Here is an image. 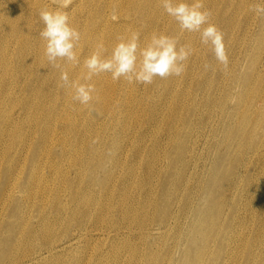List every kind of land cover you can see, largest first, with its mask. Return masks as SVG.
Segmentation results:
<instances>
[{"label": "bare ground", "instance_id": "bare-ground-1", "mask_svg": "<svg viewBox=\"0 0 264 264\" xmlns=\"http://www.w3.org/2000/svg\"><path fill=\"white\" fill-rule=\"evenodd\" d=\"M92 1L80 0V8L82 6L81 9L87 8ZM114 3L116 10L119 11L115 18L106 12H101L99 18L91 24L92 28L94 26L91 32L103 33V36L109 37L107 46L121 34L119 30L112 31L113 27L117 24L121 25L128 17L137 19L142 27L151 23L156 24L154 32H159L160 27L164 28L161 19L153 17L151 13L154 9V0H118L117 2L114 0ZM10 10L7 8V11ZM1 15L2 13H0V25L4 30L10 24L11 17ZM261 19V23L264 24V17L256 16L250 22L249 28L257 25ZM142 27L139 29L140 33L143 32ZM173 32L176 34V29ZM147 38L145 32L140 37V41ZM97 41V36L87 37V43L92 48L98 44ZM93 50L91 49L86 57ZM85 58L80 60L77 72L70 64L63 66L68 74L82 81V76L86 72L83 68ZM106 75H104L106 83L114 88L115 84ZM254 77L259 78L258 75ZM94 85L98 94H101V83ZM165 88L163 92L167 93L168 87ZM32 91L34 92L28 94L26 102L27 104L29 102L28 105L26 104L28 116L32 118L35 116L36 119V111L39 108L45 110L43 113L46 116H51L50 107L43 105V100L40 98L39 94L43 96L41 86H34ZM62 92L65 94L67 89L62 88ZM262 101L264 103V99ZM65 104L58 103L57 106L60 107L58 111L80 106L75 101L71 104L66 101ZM98 106L101 117L93 118L94 123L91 125L94 128L98 127L95 130H107L108 128H103V120L108 119L111 122L119 113L115 110L116 105H108L105 101H100ZM130 108L131 106L124 108V120L131 116ZM148 110L149 119L153 122L160 120L154 108ZM195 110L197 109L193 112ZM16 112L19 116V111ZM67 118L66 115L60 116L61 122L65 124L61 127L52 129L51 123L47 126H37L41 132L33 145L26 150V156L28 153L32 157L37 151L38 160L42 161L38 165V172H42L39 181L32 185L23 183L18 177L20 172L7 181L9 195L19 188L20 192L28 193L33 189L29 193L30 201L39 191H42V198L39 199L41 204L37 203L41 207L37 224L32 221L33 216L29 206L24 205L22 208L20 204L16 205V216L12 222L5 223L0 219V229L3 227L2 230H8V236L0 232L2 264H135L132 257L127 255L137 250V243L131 240L135 231L142 244L147 247L142 258L146 264H264V181L260 183L261 179L254 170V166L261 161L264 162V140H261V137L259 140L255 139L260 132L257 118L251 122L246 117L238 124L230 115L227 116L222 137L214 141L216 146H223L224 150L215 146L213 165L205 178H202V173L206 171L208 165L205 163L197 168V165L192 166L194 164L192 162L203 138L202 127L204 128L208 121L201 122L200 125L192 121L187 122V118L184 121L177 111L174 115H170V119L174 122L168 127L167 145L164 150L169 170L163 174V170L154 162L152 164L143 160V150L139 140L147 136L149 131L141 134H138L140 132L138 131L137 135H129L127 138L131 143L138 137L139 144L133 147L135 159L132 162H127L123 158L128 144H111L107 149H105L106 143H101V147L97 148L88 146L91 157H86V152L78 148H73L71 154L63 150L62 156H58L55 148L63 144L61 135L67 138L66 132L73 131L75 137L81 138L90 134L87 130L83 131L79 126L66 121ZM182 122L184 128L179 130ZM82 124L93 128L86 121ZM125 129L124 137L127 135ZM28 133L23 135V141ZM119 133L120 130L115 137ZM190 133H194L192 144L183 150L186 135L189 136ZM98 134L100 133L92 136L97 137ZM250 139L254 142L248 149ZM173 143L174 146L171 147ZM24 150L21 145L17 150L19 157L12 168L18 169L20 162L21 167L25 168L26 160L21 161L22 156L25 155ZM237 150L239 153L242 152L234 165L230 161V156L232 151ZM182 155V171L173 177L176 170L174 164ZM139 167L144 169V176L137 172ZM45 168H48V174L43 173ZM199 170L202 172L200 173ZM226 171L227 177L224 176ZM99 173H105L106 178H101ZM157 173L161 176H157L158 180L161 178L160 186L158 184L160 187V189L158 187V195L161 200L168 194L179 195L189 188L191 182L200 183L197 193L192 196L188 189V195L183 199L171 197L161 204V200L158 202V195L152 190L153 178ZM199 173L201 179L198 180ZM51 183L56 188L52 189L55 192L49 195L45 188L50 187ZM42 187L43 189L40 190L39 188ZM138 189H140L138 192L141 201L135 200ZM252 222L254 224L256 222L255 229L251 225ZM14 230L17 231L16 234H12ZM167 233H172L177 238L176 244L184 255L178 259L171 256L165 261L166 263H159L158 258L152 254L148 239L155 240ZM106 244H109L108 249L104 248ZM256 246L261 250L257 251ZM8 249L16 250L17 254L15 258L6 257L4 261V254Z\"/></svg>", "mask_w": 264, "mask_h": 264}, {"label": "rangeland", "instance_id": "rangeland-1", "mask_svg": "<svg viewBox=\"0 0 264 264\" xmlns=\"http://www.w3.org/2000/svg\"><path fill=\"white\" fill-rule=\"evenodd\" d=\"M260 2L261 0H203L204 7L212 12V23L224 34L223 42L228 56V64L225 67L216 60L211 45L201 44L199 33L181 31L176 21L164 12L160 0H154V9L151 13L154 15L153 17L160 18L164 26V28L160 27L159 32H154L156 24L151 23L146 27H142V24L133 17L126 18L121 25L118 26L117 24L113 27L112 31L119 30L121 32L120 36L128 35L134 31L138 32L140 37L146 32L148 38L140 41L141 47L148 43L153 34L164 33L175 37L179 42L178 46L187 45L192 49L191 56L185 62L184 72L180 76L173 75L164 79L157 77L152 84L148 85L128 83L123 78L114 81L109 73H102L93 77L91 81L92 84L101 83L99 101L94 100L90 106L80 105L58 111L60 108L57 106L58 103L65 104L66 101L70 104L73 103V92L69 89L65 94L62 92L59 79L60 70L53 68L44 55L45 42L40 37L44 24L39 17L40 10L59 9L68 13L69 22L81 32V40L76 52L79 59L82 60L89 54L91 49L95 48V46L92 48L87 43V37L95 38L97 36V43H102L105 46L106 54L111 53L116 40H112L110 43L112 45L107 46L109 37L103 36V33L95 34V32H91L94 30V26L92 28L91 24L99 18L98 15L101 12H106V14L115 18L119 11L115 8L114 0H93L85 9H81L83 6L80 8V0H0L1 16L11 17V19L9 18L10 24L4 30L0 25V219H3L5 223L12 222L16 216V205L20 204L22 208H24V205L29 206L33 216L32 221L37 224L39 211L41 210L38 204H41L39 199L42 198V191L34 195L32 201H30L29 193L33 189L28 193L27 191L20 192V188H16L17 190L9 195L7 181L11 176L12 178L17 176L18 172H20L18 177L22 179L23 183L32 185L39 181L42 172H38V165L42 161L38 160L37 151L32 157L28 153L26 156V150L33 145L41 132H39L37 126H47L48 123H51L53 129L65 125L60 120L61 115H66L68 117L66 121L79 126L83 131L87 130L90 134L81 138L75 137L73 131L66 132L67 138H63L61 135L63 144L55 148L58 156H62L63 150L71 154L73 148H78L86 152V157H91L88 146L97 148L101 147V143H106L105 149H107L111 147V144H128L123 158L127 162H132L135 159L133 147L140 143L143 150V160L152 162V164L154 162L158 168L160 167L159 169L163 170V174L169 170L166 165L164 150L167 145L166 133L168 127L174 122L173 119H170V115H174L175 111L180 114L184 121L187 118V122L192 121L201 125V122L208 121L204 128L202 127L203 138H201L199 151L192 162L194 163L192 166L197 165V168L205 163L208 165L206 171L202 173V178L207 177L213 165L212 158L216 146L214 141L222 137L223 126L228 115L238 124L246 117L251 122L257 118L260 132L255 139L259 140L261 137V140H264V107H262L264 105L262 101L264 99V24L261 23L263 18L257 25L249 28L250 22L257 16L251 11V8ZM65 4H67L66 7ZM125 5L127 4L125 3ZM7 8L11 10L7 11ZM141 27L143 28L142 33L139 30ZM174 29H176V34L173 32ZM59 63L65 67L68 65L64 61H59ZM206 64L210 67L206 68ZM78 67L79 65H72L76 72ZM68 75L70 79L82 82L79 78ZM104 75L113 81L114 88L106 83ZM256 75L259 78L254 77ZM36 85L41 86L43 96L39 95L43 100V105L46 104L50 107L51 116H46L43 113L45 112L43 108L36 111V119H34L35 116L33 118L28 116L27 96L34 92L32 89ZM165 87H168L167 93L166 91L163 92L166 89ZM36 89L40 90V88ZM100 101H105L108 105H116L115 110L119 113L111 122L108 119L103 120V128H108L107 130H95L98 127L94 128L91 125V123H94L92 122L94 121L93 118L101 117L98 106ZM128 106H131V116L124 120L123 110ZM148 108H154L158 112L160 120L153 122L149 119L147 116L149 114ZM194 109L197 110L193 112ZM17 110L20 113L19 116ZM121 110L122 114H120ZM258 114L260 115L258 116ZM83 121L88 122L95 131L89 125L84 126ZM101 124L103 125L102 122ZM183 124L184 122L180 124L179 130L184 128ZM124 129L125 134H127L125 137L123 136ZM119 130L120 133L115 137ZM138 131H140L138 134L144 131L149 132L147 136L140 138L139 143H137L138 137L130 143L127 138L129 135H137ZM25 133H28V136L23 141L22 137ZM95 133L100 134L97 137L92 136ZM189 136L186 135L183 150L186 146L189 147L192 144L194 133H190ZM253 142V139L249 140L248 149L252 147ZM21 145L25 149V155L21 158V161L26 160L24 163L25 168L21 167V162L18 169L12 168L19 157L17 150L20 149ZM173 146L174 143L171 147ZM216 147L224 150L223 146ZM240 153L238 150L232 151L230 161L234 165ZM182 159L183 155L174 164L176 170L173 177L176 176V173L179 175L182 171ZM263 163L261 161L254 166L255 174L261 179L260 183L264 181ZM201 170H199L200 173ZM137 172L144 176L145 171L142 167L137 168ZM43 173L48 174V168H45ZM200 173L197 177L198 180L201 179ZM21 176L22 178H20ZM99 176L106 178L105 173H99ZM157 176L161 177L157 173L152 182V190L156 195L159 193L161 180V178L158 180ZM224 176H228L227 171ZM198 184L200 185V183L191 182L188 185L192 196L197 193ZM54 188L56 186L53 183L50 184V187L47 186L45 188L47 194H53L55 191L52 189ZM39 189L42 190L43 187ZM187 190L177 196L168 194L162 200L158 195V202L161 200V204H163L165 200L171 197L183 199L188 195ZM126 194L128 195L127 192ZM135 200L141 201L139 192L135 194ZM48 209L50 210L49 206ZM251 225L255 229L256 222L255 224L252 222ZM2 228L0 232L8 236V230H2ZM16 233V230L12 231V234ZM131 240L137 243V250L127 255L132 257L135 264H146L142 258L147 247L142 244L143 242L140 241L136 231L132 234ZM148 241L151 244L152 254L158 258L159 263L168 261L171 256L178 259L184 255V252L176 244L177 238L172 233H167L155 240L148 239ZM104 248L108 249L109 244H106ZM256 250L261 249L256 246ZM15 254H17L16 250H6L4 261L6 257L15 258ZM123 259H125L124 256ZM0 264L2 263L0 262Z\"/></svg>", "mask_w": 264, "mask_h": 264}, {"label": "clouds", "instance_id": "clouds-1", "mask_svg": "<svg viewBox=\"0 0 264 264\" xmlns=\"http://www.w3.org/2000/svg\"><path fill=\"white\" fill-rule=\"evenodd\" d=\"M164 12L173 18L181 31L196 32L202 45H211L216 60L228 64L224 34L211 21L212 12L204 7L203 0H160ZM67 4H65V7ZM251 11L264 17V0L254 5ZM44 28L40 32L44 43V55L48 63L60 70V87L72 90V99L80 105L90 106L99 101V94L93 77L111 73L114 81L121 78L128 83L152 84L159 77L180 76L185 70V62L192 54L187 45H179L178 40L164 33L153 34L148 43L140 46L138 32H130L116 38L111 53L102 43H98L92 53L83 61L86 72L82 82L71 80L67 70L59 61L74 66L80 65L76 48L80 44L81 32L69 22L66 11L42 9L39 12ZM210 67V65H205Z\"/></svg>", "mask_w": 264, "mask_h": 264}]
</instances>
